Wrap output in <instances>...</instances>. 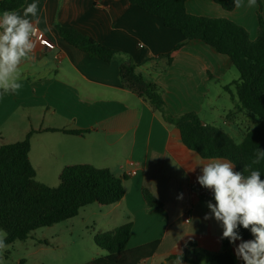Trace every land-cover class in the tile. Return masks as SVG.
I'll list each match as a JSON object with an SVG mask.
<instances>
[{"label":"crops","instance_id":"obj_1","mask_svg":"<svg viewBox=\"0 0 264 264\" xmlns=\"http://www.w3.org/2000/svg\"><path fill=\"white\" fill-rule=\"evenodd\" d=\"M258 1L264 16V0H257L256 7L232 11L213 0H187L186 8L191 15L230 19L257 40ZM32 2L26 0L23 7ZM38 3L46 20L39 25L40 32L56 48L32 53L21 66L22 87L17 93L0 94V145L22 141L35 131L30 160L37 181L49 187L58 185L67 166L79 164L109 168L123 179L126 195L108 207L110 213L125 216L122 225L133 223L128 247L159 243L152 258L142 264H172L175 258H170L179 250L219 253L223 229L214 218L204 219L210 215L206 202L215 201L197 182L202 164L210 160L188 150L178 129L122 84L120 67L131 62L144 80L156 83L170 114L196 113L205 124L243 140L257 125L239 106L234 84L240 76L234 77L233 62L203 42H189L180 31L167 29L160 18L127 0ZM58 26L75 28L116 50L114 59L105 63L90 58L63 40ZM144 189L163 209L149 208ZM231 251L236 263L243 264L234 244Z\"/></svg>","mask_w":264,"mask_h":264},{"label":"trees","instance_id":"obj_2","mask_svg":"<svg viewBox=\"0 0 264 264\" xmlns=\"http://www.w3.org/2000/svg\"><path fill=\"white\" fill-rule=\"evenodd\" d=\"M127 1L147 14L160 18L167 29L180 31L189 42H203L233 62L240 74L239 81L234 84L239 106L260 120L253 130L245 134L241 143H237L223 129L205 124L196 113L178 116L170 114L156 83L144 80L136 72L133 63H123L120 76L126 88L148 102L166 123L178 129L182 143L188 150L206 161H230L235 164L236 171L242 172L243 164L251 160L254 151L258 147L264 150V17L261 3L258 1V38L252 40L244 27L230 19L191 15L186 8L187 0ZM213 1L227 11L234 9L233 2ZM25 3L26 0H1L0 13L5 10L18 11ZM57 31L63 40L90 58L110 63L117 53L75 28L58 26ZM182 46L179 45L176 50ZM226 89L229 90V86ZM65 132L72 135L85 133ZM34 133L30 131L22 141L14 144L0 145V228L7 233L8 245L17 240L26 241L40 228H50L79 216L87 205H116L126 195L123 179L116 177L109 168L100 169L91 164L67 166L59 174L57 187L38 182L36 168L30 160ZM255 167L261 171L264 179V161ZM143 194L149 208L163 209V204L148 189H144ZM132 229L133 223L128 221L115 230L98 233L94 242L107 254L85 264H142L152 258L159 245L158 241L136 248L128 247ZM239 233L243 240L254 238L250 230L242 227ZM231 245L229 240L224 239L222 250L216 254L202 250L185 251L183 262L237 264ZM176 256L170 259H176Z\"/></svg>","mask_w":264,"mask_h":264},{"label":"clouds","instance_id":"obj_3","mask_svg":"<svg viewBox=\"0 0 264 264\" xmlns=\"http://www.w3.org/2000/svg\"><path fill=\"white\" fill-rule=\"evenodd\" d=\"M235 8H252L257 0H233ZM46 23L40 16L38 0L23 7L21 12L5 10L0 14V94L17 93L22 87L21 66L32 58L39 25ZM264 161L259 147L251 160L243 164V171H235V164L213 159L201 167L197 182L210 190L215 203L208 201L210 215L222 227L221 239L235 245V255L243 264H264V179L256 168ZM194 170V169H193ZM182 198V194H181ZM250 230L251 240H243L239 229ZM7 233L0 232V259L8 250ZM240 241L239 244H236ZM172 264H184L183 251Z\"/></svg>","mask_w":264,"mask_h":264},{"label":"rangeland","instance_id":"obj_4","mask_svg":"<svg viewBox=\"0 0 264 264\" xmlns=\"http://www.w3.org/2000/svg\"><path fill=\"white\" fill-rule=\"evenodd\" d=\"M232 73L234 77L240 76L236 69ZM230 79L229 82L233 80ZM221 93L228 96L224 90ZM249 114L258 125V117ZM232 137L237 143H241L240 137ZM57 184L59 185V181ZM110 209L108 206L90 204L71 220L50 228H40L26 241L17 240L9 244L0 264H85L106 256L107 252L95 244V236L120 227L125 217L121 213H110ZM0 232L4 231L0 228Z\"/></svg>","mask_w":264,"mask_h":264},{"label":"built area","instance_id":"obj_5","mask_svg":"<svg viewBox=\"0 0 264 264\" xmlns=\"http://www.w3.org/2000/svg\"><path fill=\"white\" fill-rule=\"evenodd\" d=\"M35 45L36 46L33 50V53L39 52L40 50H53L54 51L56 48L54 43L50 39L46 38L44 34H42L40 31L38 33L37 38L35 39ZM129 165H133V162H130ZM135 173L136 171H134L133 174ZM186 221L188 222L189 220H186Z\"/></svg>","mask_w":264,"mask_h":264}]
</instances>
